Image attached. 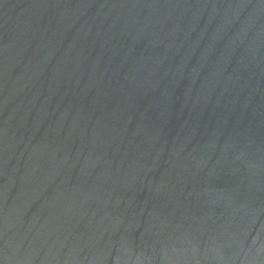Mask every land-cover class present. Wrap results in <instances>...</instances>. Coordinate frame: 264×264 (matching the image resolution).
<instances>
[{
  "label": "water",
  "instance_id": "95a60500",
  "mask_svg": "<svg viewBox=\"0 0 264 264\" xmlns=\"http://www.w3.org/2000/svg\"><path fill=\"white\" fill-rule=\"evenodd\" d=\"M0 264H264V0H0Z\"/></svg>",
  "mask_w": 264,
  "mask_h": 264
}]
</instances>
